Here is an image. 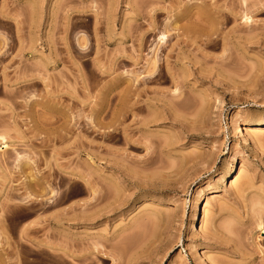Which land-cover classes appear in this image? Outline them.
Segmentation results:
<instances>
[{
    "label": "rangeland",
    "instance_id": "374dc122",
    "mask_svg": "<svg viewBox=\"0 0 264 264\" xmlns=\"http://www.w3.org/2000/svg\"><path fill=\"white\" fill-rule=\"evenodd\" d=\"M0 135V264H264V0H0Z\"/></svg>",
    "mask_w": 264,
    "mask_h": 264
},
{
    "label": "bare ground",
    "instance_id": "6f19581e",
    "mask_svg": "<svg viewBox=\"0 0 264 264\" xmlns=\"http://www.w3.org/2000/svg\"><path fill=\"white\" fill-rule=\"evenodd\" d=\"M244 20L246 21V22H252V18L251 17H249V16H246L245 18H244ZM166 39V37L165 36H163V37H161L160 38V41H163V40H165ZM50 113H55L53 110H51V111H49ZM242 111H240V113H241ZM261 126V125H260ZM260 126H257V127H254L255 129H258V130H255V131H261V129H262V127H260ZM9 147H10V145H9V143H8V141H7V137L5 136V135H0V152L1 153H3L5 150H8L9 149ZM206 147V146H205ZM91 194H92V201L94 202V204H92L93 206L95 205H97L98 204V202L97 201H99L100 199H102L103 198V196H102V194H101V192L99 191V190H97V189H92L91 190ZM262 193H258V195H257V198H256V200H255V203H254V208L255 209H257V211H264V198L262 197ZM171 204V206L172 207H178L177 206V204L176 203H170ZM97 208V209H96ZM95 208V210L91 213L92 215L94 214H97L99 211H100V208H98V207H96ZM206 212V210H204V213ZM89 214L90 213H85L84 215L82 214L81 215V213L79 214V212H76V218H75V221L76 222H81V219L83 220H85L88 216H89ZM195 222H196V225L198 224V225H200L201 226V230H203L204 229V220L202 219V215L201 214H198L197 216H196V219H195ZM196 225L194 226V228L196 227ZM258 229H259V231L261 232V235L263 236L264 235V225L260 222L259 223V227H258ZM128 231V229L125 231V233ZM81 241H82V239L79 237V236H77L76 238H75V240H74V242H75V250H73V252H72V258H73V260L76 262V263H80V262H82V260H83V254L81 255L80 253H79V250H78V247H79V245H80V243H81ZM96 252L98 253V254H102V255H106V256H108V257H112L114 260L116 259V258H120V255H117V254H113V255H109V254H107V253H104V252H102V251H100L99 249H98V246H95V248H93V251H92V254H96ZM210 264H213V263H210Z\"/></svg>",
    "mask_w": 264,
    "mask_h": 264
}]
</instances>
